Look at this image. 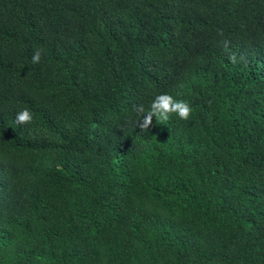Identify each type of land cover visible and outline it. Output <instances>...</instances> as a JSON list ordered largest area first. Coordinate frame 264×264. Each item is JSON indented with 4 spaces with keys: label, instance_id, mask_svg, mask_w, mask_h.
I'll list each match as a JSON object with an SVG mask.
<instances>
[{
    "label": "trees",
    "instance_id": "1",
    "mask_svg": "<svg viewBox=\"0 0 264 264\" xmlns=\"http://www.w3.org/2000/svg\"><path fill=\"white\" fill-rule=\"evenodd\" d=\"M0 264H264V0H0Z\"/></svg>",
    "mask_w": 264,
    "mask_h": 264
},
{
    "label": "clouds",
    "instance_id": "2",
    "mask_svg": "<svg viewBox=\"0 0 264 264\" xmlns=\"http://www.w3.org/2000/svg\"><path fill=\"white\" fill-rule=\"evenodd\" d=\"M235 61V57H232ZM40 61V52L37 51L32 57V63H38ZM140 119L138 126L144 132L149 130L152 125L153 117L155 116L158 121H167L172 114H176L181 120H188L191 118L192 108L191 106L183 101L176 100L170 94H161L155 97L152 101L149 109H144L140 106L137 109ZM147 114L146 116L144 114ZM143 119L141 120V118ZM33 121V115L28 109L19 111L16 114V123L18 124H29Z\"/></svg>",
    "mask_w": 264,
    "mask_h": 264
}]
</instances>
